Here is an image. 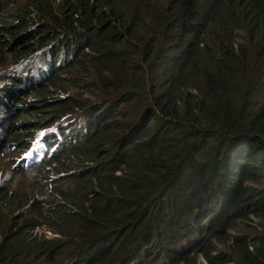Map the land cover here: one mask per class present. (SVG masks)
<instances>
[{
	"label": "trees",
	"instance_id": "16d2710c",
	"mask_svg": "<svg viewBox=\"0 0 264 264\" xmlns=\"http://www.w3.org/2000/svg\"><path fill=\"white\" fill-rule=\"evenodd\" d=\"M0 24L2 93L44 68L35 116L79 138L47 182L0 158V264H264V0H0Z\"/></svg>",
	"mask_w": 264,
	"mask_h": 264
},
{
	"label": "clouds",
	"instance_id": "9594fccd",
	"mask_svg": "<svg viewBox=\"0 0 264 264\" xmlns=\"http://www.w3.org/2000/svg\"><path fill=\"white\" fill-rule=\"evenodd\" d=\"M22 69L24 68L22 67ZM50 74L43 68L40 73H34V77L28 75L27 86L21 88L17 95L9 99L2 93L3 90L0 87V100H5L4 105L0 107V158L7 156L8 159L12 160L13 169L27 173L30 176L31 184L47 182L39 169L40 166L46 163L48 169L49 165L55 163L57 156L64 153L66 149L79 147L76 140L71 139H79L78 132L72 137L70 133L73 130L62 132L59 125L46 128L37 117L32 118L34 110H27V102L35 103L34 108H38L41 104V100L32 92V82H39L41 78ZM2 77L7 79L8 72H0V79ZM31 96H34V99L30 98ZM23 117L25 118L22 119ZM6 141L7 143L3 146ZM90 152V149L85 150L82 148V155L77 162L72 164L71 171L54 177L56 179L63 178L84 169L91 161L85 157ZM0 192L11 194L16 191L9 183L0 178ZM44 230H46L49 237L56 236L47 228L40 229L39 233L45 234ZM202 261L204 260L202 259Z\"/></svg>",
	"mask_w": 264,
	"mask_h": 264
},
{
	"label": "rangeland",
	"instance_id": "374dc122",
	"mask_svg": "<svg viewBox=\"0 0 264 264\" xmlns=\"http://www.w3.org/2000/svg\"><path fill=\"white\" fill-rule=\"evenodd\" d=\"M0 27H4V25L3 24H0ZM4 77H2L1 79H0V87H2L1 85H3V83L5 82L4 81ZM29 78H27V80H28ZM30 98H32V99H34V96H31ZM27 104H28V107H27V110H29V111H33L35 108L33 107V106H35V103H32V102H27ZM25 117H23L22 119H24ZM33 119L34 118H36V116H35V113H33V117H32ZM7 143V141L3 144V146H5V144ZM44 232H45V234H46V230H44ZM201 261H202V259H201Z\"/></svg>",
	"mask_w": 264,
	"mask_h": 264
}]
</instances>
